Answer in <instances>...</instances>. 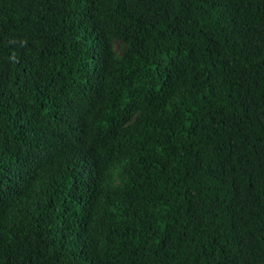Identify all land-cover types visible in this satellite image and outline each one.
<instances>
[{"label": "trees", "instance_id": "obj_1", "mask_svg": "<svg viewBox=\"0 0 264 264\" xmlns=\"http://www.w3.org/2000/svg\"><path fill=\"white\" fill-rule=\"evenodd\" d=\"M0 264H264V0H0Z\"/></svg>", "mask_w": 264, "mask_h": 264}]
</instances>
